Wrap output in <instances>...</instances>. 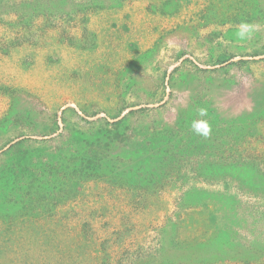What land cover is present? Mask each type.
I'll use <instances>...</instances> for the list:
<instances>
[{
    "label": "rangeland",
    "instance_id": "obj_1",
    "mask_svg": "<svg viewBox=\"0 0 264 264\" xmlns=\"http://www.w3.org/2000/svg\"><path fill=\"white\" fill-rule=\"evenodd\" d=\"M0 264H264V0H0Z\"/></svg>",
    "mask_w": 264,
    "mask_h": 264
},
{
    "label": "clouds",
    "instance_id": "obj_2",
    "mask_svg": "<svg viewBox=\"0 0 264 264\" xmlns=\"http://www.w3.org/2000/svg\"><path fill=\"white\" fill-rule=\"evenodd\" d=\"M253 31H254V25L249 23H241L237 32V37L239 39H245L249 37ZM198 115L200 117H206L207 110L205 108H199ZM191 128L194 130V132L197 135L205 138L209 137L212 132L211 124L207 119H198L192 121Z\"/></svg>",
    "mask_w": 264,
    "mask_h": 264
}]
</instances>
